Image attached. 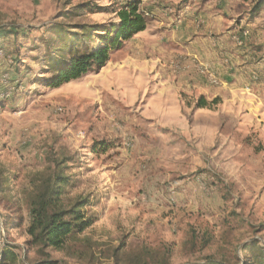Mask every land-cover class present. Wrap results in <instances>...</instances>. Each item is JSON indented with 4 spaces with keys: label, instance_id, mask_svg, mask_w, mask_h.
I'll return each instance as SVG.
<instances>
[{
    "label": "rangeland",
    "instance_id": "obj_1",
    "mask_svg": "<svg viewBox=\"0 0 264 264\" xmlns=\"http://www.w3.org/2000/svg\"><path fill=\"white\" fill-rule=\"evenodd\" d=\"M132 2L145 30L123 40L104 67L50 87L45 68L66 43L59 38L111 28ZM257 4L0 0V28L16 29L22 45L0 35V251L16 247L24 264L40 259L26 246L31 181L63 153L72 158L67 197L89 200L93 225L70 253H52L55 260L117 264L113 253L124 245L118 264H126L142 246L171 245L172 264H193L242 258L245 243L264 244V6ZM239 69L249 85L226 100L225 75ZM200 97L210 108L197 107ZM97 143L106 151L93 152Z\"/></svg>",
    "mask_w": 264,
    "mask_h": 264
},
{
    "label": "trees",
    "instance_id": "obj_2",
    "mask_svg": "<svg viewBox=\"0 0 264 264\" xmlns=\"http://www.w3.org/2000/svg\"><path fill=\"white\" fill-rule=\"evenodd\" d=\"M262 6H264V0H258L257 9ZM137 12L138 4L132 2L126 9L119 12L120 22L111 28L95 26L92 29H83V34L80 36L67 34L68 36L60 37L59 42L63 43L65 40L66 43L59 48H52L53 52L57 53L47 60L48 68H45V72L51 73L48 85L54 88L60 87L78 79L93 66L104 67L110 58V52L118 49L123 40L145 30V21ZM93 30L98 31V34H91ZM4 33H8L7 38L14 34L13 43L19 49L22 48L16 29L5 32L0 28V35ZM210 106L211 103L204 97H200L197 101V107L200 109L210 108ZM104 151H106V143H97L93 148V152L97 154ZM71 160V156L63 153L59 158L50 160L51 166L48 169L32 178L33 193L28 197L30 222L26 229L28 238L26 246L34 249L40 258L33 264H64V261L53 259L52 253H70L81 241V236L93 225V221L85 213L89 200L80 198L71 202L67 197L66 190L71 185L72 179L64 174V170ZM14 223L19 224L20 221L15 219ZM82 242L91 247L88 239L83 238ZM123 247L124 245L113 253L117 264L121 251L124 250ZM15 249L17 248L9 245L2 252L0 251L3 254L0 264H24ZM240 252L243 255L242 258L234 254V259L218 260L210 257L206 258L204 263L193 264H264L262 242L253 240L245 243ZM172 253L171 245H162L159 248L146 245L126 257V264H172Z\"/></svg>",
    "mask_w": 264,
    "mask_h": 264
},
{
    "label": "crops",
    "instance_id": "obj_3",
    "mask_svg": "<svg viewBox=\"0 0 264 264\" xmlns=\"http://www.w3.org/2000/svg\"><path fill=\"white\" fill-rule=\"evenodd\" d=\"M228 73L229 74L225 75V83L223 84L224 98L226 100L232 97L236 99V97H238V94L240 92H244L245 88L247 89V86L249 84H246L243 81L242 74H244V72L241 69L236 70V71H228ZM249 102H251V100H249Z\"/></svg>",
    "mask_w": 264,
    "mask_h": 264
}]
</instances>
